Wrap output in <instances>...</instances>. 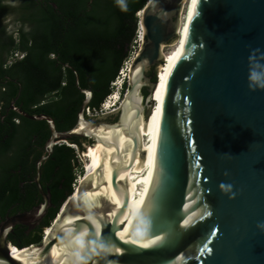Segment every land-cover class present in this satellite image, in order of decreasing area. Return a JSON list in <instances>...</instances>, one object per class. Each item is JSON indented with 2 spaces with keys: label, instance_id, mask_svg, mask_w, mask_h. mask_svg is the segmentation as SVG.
I'll return each instance as SVG.
<instances>
[{
  "label": "water",
  "instance_id": "95a60500",
  "mask_svg": "<svg viewBox=\"0 0 264 264\" xmlns=\"http://www.w3.org/2000/svg\"><path fill=\"white\" fill-rule=\"evenodd\" d=\"M182 1L148 0L141 9L144 39L130 63L128 88L112 110L115 121L100 120L110 112L85 116L90 89L80 88L85 98L76 123L64 131L50 115L15 106L18 95L10 103L21 116L46 121L50 135L35 161L33 181L42 200L0 221V264H56L50 257L54 246L67 247L77 264H264V231L257 228L264 221V88L249 87L253 73L264 80V0L190 1L184 43L164 90L148 194L131 230L141 237L140 245L114 235L130 202L127 182L118 176L141 148L135 121L126 163L125 151L111 144L116 159L110 158L109 183L121 205L102 195L85 199L88 191L107 184L99 166L96 184L83 174L50 233L39 245L25 247L32 249L28 262L10 254L14 226L24 225L29 233L51 207L50 191L40 183L41 164L56 143L78 136L110 145L96 130L121 128L127 134V103L136 106L135 115L150 116L158 80L157 71L154 81L147 73L157 70L162 46L177 35ZM78 80L76 74L77 86ZM222 183L231 190H222Z\"/></svg>",
  "mask_w": 264,
  "mask_h": 264
},
{
  "label": "trees",
  "instance_id": "16d2710c",
  "mask_svg": "<svg viewBox=\"0 0 264 264\" xmlns=\"http://www.w3.org/2000/svg\"><path fill=\"white\" fill-rule=\"evenodd\" d=\"M52 1L56 8L50 3L40 6L33 0H22V7L14 9L0 0V111L18 95L15 104L22 110L48 114L56 129L64 131L76 123L85 98L80 88L92 91L88 104L92 114L101 109L112 93L111 83L129 56L138 26L137 14L148 0ZM9 15L14 16L12 22L19 18L25 25L17 31V37L15 30L7 29L5 18ZM15 50L24 51L23 58L7 63ZM155 72L152 67L147 73L152 81L156 79ZM8 77L20 81L19 94L17 85L4 81ZM127 88L125 80L121 97ZM142 92L147 95L146 88ZM85 116L88 117L86 113ZM49 135L44 120H32L13 110L3 119L0 115L1 218L41 202L42 196L33 181L35 161L44 154ZM83 141L89 140L72 136L67 142L56 143L50 157L41 164L40 183L44 191H50L51 207L29 233L26 227L16 225L8 235L12 246L25 249L42 242L43 230L51 225L62 203L75 189L78 149L84 150Z\"/></svg>",
  "mask_w": 264,
  "mask_h": 264
},
{
  "label": "bare ground",
  "instance_id": "6f19581e",
  "mask_svg": "<svg viewBox=\"0 0 264 264\" xmlns=\"http://www.w3.org/2000/svg\"><path fill=\"white\" fill-rule=\"evenodd\" d=\"M190 1L191 0L182 1L181 13L177 28V35L173 39L174 42L173 40L171 41L173 42V44H177L179 47L176 52L175 51L171 52L172 54H171V58L169 59L170 61L176 60L184 43L185 20H186V14ZM138 17H139L138 23L140 27L139 32L140 34L144 35V27L140 21L141 11ZM164 48L165 45L162 46L161 57L162 54L165 56L163 52ZM136 53L134 54V56L136 55ZM134 56H132V59ZM160 64L166 65L165 62L163 63L161 62ZM171 66H173V64H171ZM128 67H130V65ZM159 70H162L161 66H159ZM166 81L167 78L163 77L161 81L160 76L158 77V86L154 93V99H153V101L155 102L154 103L155 106L153 107L150 116L144 118L141 112L135 115L136 106L134 104L127 103L126 112L123 119L128 126V133L126 134L124 130H122L121 128L99 127V129L96 130L97 135L101 138L102 142L104 141L105 143H108L110 145H106L101 142H94V144L87 145L86 149L82 153V156L85 160V166H84L85 171L83 173L85 174V178L91 177L92 182L95 185L97 181L96 171L99 168V166H101L102 176L107 181V184L102 185L99 190L94 192L88 191L86 193L85 199L89 201H94L96 198L102 195L110 198L115 203L116 206H120L121 198L112 191L109 183L110 172H111L110 158L112 157L113 160L116 159L115 147L111 144L116 143L120 149H123L125 151L123 154V163H126L130 157V147L132 142L131 134L136 132L134 126L135 121L138 123L137 128L141 142L140 150L144 152V155H141L139 150L129 170L121 172V174H119L118 176L119 180L127 182L130 202L126 214V219L123 222V225H121L119 228H116L114 230L115 237L117 236L121 240H125L137 245L138 244L140 245L141 237L132 235L131 230L133 228L135 219L146 200L149 190V184H150V178H151V172H152V166H153V160H154V154H155V148L157 142L159 116H160L161 104L163 100ZM114 95H115L113 96L115 97L114 99L119 98L118 93H115ZM109 102L110 103L106 104L107 109L115 105L114 103H111L112 101ZM83 174L82 176H80L78 182L82 180ZM50 231L51 229L47 227L46 232L44 234H49ZM10 246H11L10 254L13 257L23 262H28V254L31 252L32 250L31 248L18 249L15 246L12 245ZM71 253L72 251L70 252L68 248L65 246H60V247L54 246L50 253V257L54 260V262H56V264H77L76 263L77 260L75 256L71 255Z\"/></svg>",
  "mask_w": 264,
  "mask_h": 264
},
{
  "label": "rangeland",
  "instance_id": "374dc122",
  "mask_svg": "<svg viewBox=\"0 0 264 264\" xmlns=\"http://www.w3.org/2000/svg\"><path fill=\"white\" fill-rule=\"evenodd\" d=\"M138 15H139V13L137 14V16ZM138 29L140 30L139 23H138V26H137L136 31H135L134 39L131 42V45L129 46V56H131V57L134 56V54L139 49L138 48V44L134 41V40H136V35L138 33ZM173 42H174V40H173ZM173 42H170L169 44L165 45V48H164V51H163L164 54H165V56L162 54V60H163V62L166 63V65L159 64L157 66V70H156L157 71V75H158V77L160 76V80L161 81H162V78L163 77L168 78L169 72H170V70L172 68L171 64H174V62H175V61H170L169 60L171 58V54H172L171 52H174V51L176 52L177 49H178V47H179L177 44H173ZM124 66H125V64H124ZM159 66L162 67V70H159ZM128 71H129V67H128V70L126 72L127 73L126 74L127 75V77H126L127 80H128ZM115 90H116V87H113L112 86V91L111 92H114ZM113 98H115V97H113ZM113 98L112 99L111 98L107 99L106 103L103 104V106L101 105V109L98 112L93 113V114L91 112L89 114L86 113V115L88 116V118H99V117H101V115L103 113H106V112H110V113L107 114L106 117L100 119L101 121H107V122H109L110 121L109 118L112 119L115 116L117 117V113L116 112H112V110H114V109H116L118 107L119 102L121 101V98L122 97L121 96L119 97V100L114 103L115 105H113V107H110V108L107 109L106 104L107 103H110L109 101H112L111 103H113ZM115 101H116V99H115ZM88 140L89 141H83V143H82V148L84 150L86 149V146L87 145L94 144V142H92L90 139H88ZM75 147L78 149L77 146H75ZM82 153L83 152L80 149H78L79 166L76 167V169H75V174H76V179H75V184H74V187L75 188H76V185L78 184V181H79L80 176H82V174L85 171V167H84L85 166V160H84V158L82 156ZM44 230H43V234H44Z\"/></svg>",
  "mask_w": 264,
  "mask_h": 264
},
{
  "label": "flooded vegetation",
  "instance_id": "af4514ba",
  "mask_svg": "<svg viewBox=\"0 0 264 264\" xmlns=\"http://www.w3.org/2000/svg\"><path fill=\"white\" fill-rule=\"evenodd\" d=\"M3 2L4 3H6L7 5H9V7L10 8H14V9H16V8H21L22 7V0H3ZM33 2L35 3V5H42V3H50L54 8H56V4H55V2H53L52 0H33ZM18 16H20V15H17V16H15V17H17L18 18ZM14 16L13 15H9V16H7L6 18H5V22L7 23V29H9V30H15V36L17 37V31H19V29L20 28H25V25L23 26V24L21 23V21L19 20V18H18V20L17 21H15V22H12V18H13ZM16 42H18V40L16 39ZM24 54H25V52L24 51H19V50H15L14 52H12L11 53V55L9 56V58H8V60H7V63H12V62H14V61H17V60H19V59H22L23 58V56H24ZM4 81H12L15 85H17V87H18V90H17V92H20L21 91V83H20V81L18 80V79H16V78H11V77H8L7 79H5ZM13 101V100H12ZM11 101V102H12ZM10 102V103H11ZM10 103L7 105V107L4 109V111L2 112V111H0V115H1V118L3 119L5 116H7V114H9L10 113V111H12V109L10 108ZM15 103H16V101H15ZM14 103V105L15 106H17L16 104ZM18 108H20L21 109V107H19V106H17ZM14 111V110H13ZM17 113V112H16ZM44 148V147H43ZM38 190V189H37ZM41 195V194H40ZM37 205V204H36ZM35 206V205H34ZM25 211V210H24ZM19 212H21V211H19ZM15 213H17V212H15ZM15 213H13V214H15ZM10 215H12V214H6L5 215V217L4 218H1V216H0V221L1 220H3V219H5L6 218V216H10ZM18 225H20V224H18ZM16 226V225H15ZM14 226V227H15ZM22 227L24 226V225H21ZM38 226V225H37ZM37 226H35V227H37ZM24 227H26V226H24ZM14 229V228H13ZM26 230H27V227H26Z\"/></svg>",
  "mask_w": 264,
  "mask_h": 264
},
{
  "label": "built area",
  "instance_id": "2783aa9c",
  "mask_svg": "<svg viewBox=\"0 0 264 264\" xmlns=\"http://www.w3.org/2000/svg\"><path fill=\"white\" fill-rule=\"evenodd\" d=\"M143 39H144V35L140 34L139 29H138V33L136 35V40H134L138 44V48L142 44ZM131 59H132V57L131 56H128V58L123 62V66L120 68V70L118 72V75L115 77L114 81L111 83V85L113 87H116V90L114 91V93L112 92L113 94L111 93L110 95H108L106 97V99L104 100V102L101 104L102 106H103V104L106 103L107 99L112 98L115 93H118V96L120 97V92H121V89H122L123 82L125 80H127V78H126L127 77V75H126L127 73L126 72L128 70V65H130ZM124 64H125V66H124ZM118 100H119V98H117L116 101L113 98V103L117 102ZM85 113H87V114L90 113L88 107L85 109ZM45 232H46V228L44 230V233ZM44 235L45 234H43V237H44ZM9 245H11V243H9Z\"/></svg>",
  "mask_w": 264,
  "mask_h": 264
},
{
  "label": "clouds",
  "instance_id": "9594fccd",
  "mask_svg": "<svg viewBox=\"0 0 264 264\" xmlns=\"http://www.w3.org/2000/svg\"><path fill=\"white\" fill-rule=\"evenodd\" d=\"M117 3H122V0H117ZM251 80L255 83H250L249 87L250 88H255V87H260L264 88V80H261L260 76L256 75L255 73L252 74ZM221 189L224 191H230L231 190V185H225L221 184L220 185ZM234 195V194H233ZM257 228H259L261 231H264V221L258 222L257 223Z\"/></svg>",
  "mask_w": 264,
  "mask_h": 264
},
{
  "label": "snow or ice",
  "instance_id": "6c2138e0",
  "mask_svg": "<svg viewBox=\"0 0 264 264\" xmlns=\"http://www.w3.org/2000/svg\"><path fill=\"white\" fill-rule=\"evenodd\" d=\"M185 223L187 224V223H188V221H185Z\"/></svg>",
  "mask_w": 264,
  "mask_h": 264
}]
</instances>
